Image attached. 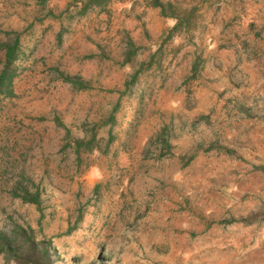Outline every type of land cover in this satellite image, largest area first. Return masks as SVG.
Wrapping results in <instances>:
<instances>
[{
	"label": "rangeland",
	"instance_id": "rangeland-1",
	"mask_svg": "<svg viewBox=\"0 0 264 264\" xmlns=\"http://www.w3.org/2000/svg\"><path fill=\"white\" fill-rule=\"evenodd\" d=\"M86 1L0 0V231L49 264H264V0H160L174 29Z\"/></svg>",
	"mask_w": 264,
	"mask_h": 264
},
{
	"label": "trees",
	"instance_id": "trees-1",
	"mask_svg": "<svg viewBox=\"0 0 264 264\" xmlns=\"http://www.w3.org/2000/svg\"><path fill=\"white\" fill-rule=\"evenodd\" d=\"M38 1L44 2V0ZM106 1L107 0H87L85 5L103 6ZM151 5L157 7L161 15L175 18L176 23L173 29L182 24L181 22L183 19L173 12L172 4L169 1L162 2L160 0H153ZM0 50L3 55V64L0 70V91L8 92L9 80L12 75L8 67L16 59L18 36L15 35L7 41L0 42ZM3 88L4 90H2ZM88 143L89 142H86V144H84L81 139H70L67 145L76 152L80 146L89 149L90 146H88ZM12 194L19 197L22 202L35 204L39 209L40 202L38 200L37 191L30 193L26 188L16 186L15 192H12ZM33 233V229L29 226L22 227L20 225H14L8 231H0V255L5 260L14 261L16 264H49L51 261L49 240H45L44 238L36 239Z\"/></svg>",
	"mask_w": 264,
	"mask_h": 264
}]
</instances>
